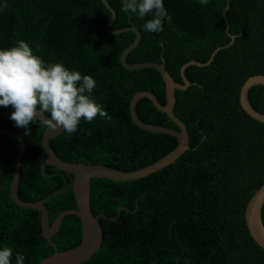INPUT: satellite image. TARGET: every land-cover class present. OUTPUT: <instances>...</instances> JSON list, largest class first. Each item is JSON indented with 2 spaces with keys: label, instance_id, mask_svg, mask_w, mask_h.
Listing matches in <instances>:
<instances>
[{
  "label": "trees",
  "instance_id": "obj_1",
  "mask_svg": "<svg viewBox=\"0 0 264 264\" xmlns=\"http://www.w3.org/2000/svg\"><path fill=\"white\" fill-rule=\"evenodd\" d=\"M107 1L116 13L112 30L132 26L140 30L141 40L127 57L130 63L164 61L183 83L185 63L207 62L221 48L209 64L187 66L191 84L176 90L174 111L187 126L190 147L145 177L91 179L92 212L104 214L99 217L103 241L80 264H264V249L245 218L250 198L264 183V122L249 115L240 102L245 80L264 74V0H208L206 5L200 0H164L170 19L159 33L144 31L152 14L140 18L122 11L123 0ZM111 16L103 0H0V49L24 40L46 63H63L92 75L96 81L92 95L111 119H82L76 133L63 131L50 144L63 159L103 162L129 171L162 158L178 141L134 123L133 95L149 90L165 104L166 86L156 68L124 67L120 55L136 35L132 30L111 32L107 28ZM249 99L264 113V85L251 87ZM136 109L146 122L178 128L148 97H142ZM8 111L9 106H0V128L16 131L26 142L20 197L36 201L65 186L45 201L52 222L61 211L77 205L71 176L66 174L65 180L53 165L46 166L53 175L43 174L47 154L41 139L47 128L33 122L28 133L15 126ZM19 148L18 140L0 133V248L13 249L12 264L16 253L25 257L24 264H38L56 248L42 235L41 212L12 198ZM120 207L124 208L119 211ZM81 238L80 218L68 214L52 240L62 251Z\"/></svg>",
  "mask_w": 264,
  "mask_h": 264
},
{
  "label": "water",
  "instance_id": "obj_2",
  "mask_svg": "<svg viewBox=\"0 0 264 264\" xmlns=\"http://www.w3.org/2000/svg\"><path fill=\"white\" fill-rule=\"evenodd\" d=\"M107 7L111 10L112 16L109 18L107 28L115 33L122 32L125 30H132L135 32V39L131 42L121 53L120 60L124 67L128 69H140L144 67H153L159 70L166 86V98L165 104L161 103L157 98L156 94L149 90H143L136 92L130 101V113L131 117L136 125L139 127L153 131L163 132L170 134L177 138L176 147L167 153L162 158L151 163L148 166L135 169V170H122L104 164L103 162L98 163H85V162H74L63 159L57 154L50 144V139L63 132V129L49 130L47 129L42 135V145L47 154V157L42 165V172L46 176H51L53 173L46 172L47 165H53L62 171V174L66 180V174L71 176L73 182V192L76 198V207L69 208L61 211L52 222H50L49 210L45 205L47 198L52 194L57 193L64 189L63 186L60 189L49 193L47 196L38 199L36 201H27L20 197L18 188L20 181V166L26 150L25 139L16 131L8 128H0V133H6L16 140L20 144L19 152L16 155L14 177L10 185L11 195L13 200L22 207L35 208L41 212V228L42 235L56 248L55 252L48 257L43 258L38 264H80L85 259L93 255L101 246L103 241V231L99 221V217L104 214L94 215L91 208V179L94 177H106L112 180H135L141 177H145L153 172H156L170 163L174 162L181 154H183L190 147V136L187 130L185 122L175 113L174 107L176 103V90L185 89L191 81L185 74L187 66L195 64L199 66H205L213 60L214 54L221 48L218 47L212 54L211 58L207 62H200L196 60H190L185 63L181 68V76L183 83L176 81L173 75L166 68L165 62L157 61H144L139 63H130L127 60L128 54L133 48H135L140 40L141 33L136 26L129 28H123L118 30H112V24L115 20V10L111 7L107 0H103ZM234 39V37L232 36ZM257 84L264 85V74H255L248 77L243 83L240 90V102L244 110L257 120L264 122V113L258 111L251 103L249 99V90L251 87ZM142 97H148L154 105L166 112L177 124L178 128L172 126H166L161 124H155L144 121L138 114L136 106L138 101ZM15 109L9 106V115ZM48 118L50 115L45 114ZM71 173L73 175H71ZM264 205V183L255 191L253 196L250 198L246 210L245 218L248 229L254 238V240L264 249V223L262 220V208ZM124 207H120V210ZM68 214L77 215L82 223V238L79 244L71 248L59 251L56 243L52 240L54 234L58 232L64 217Z\"/></svg>",
  "mask_w": 264,
  "mask_h": 264
},
{
  "label": "clouds",
  "instance_id": "obj_3",
  "mask_svg": "<svg viewBox=\"0 0 264 264\" xmlns=\"http://www.w3.org/2000/svg\"><path fill=\"white\" fill-rule=\"evenodd\" d=\"M200 3L206 5L208 0ZM122 11L138 13L140 18L152 14L143 25L144 31L150 33L162 32L165 20L170 19L164 0H123ZM95 87L92 75H83L63 63H46L24 40L0 49V106H12L15 111L10 119L28 133L33 122L49 130L62 128L74 134L82 119L92 122L99 116L110 120L104 106L92 95ZM12 257L11 247L0 248V264H12ZM24 260L22 254L16 253L15 264H24Z\"/></svg>",
  "mask_w": 264,
  "mask_h": 264
},
{
  "label": "bare ground",
  "instance_id": "obj_4",
  "mask_svg": "<svg viewBox=\"0 0 264 264\" xmlns=\"http://www.w3.org/2000/svg\"><path fill=\"white\" fill-rule=\"evenodd\" d=\"M12 5V4H11ZM25 5V4H24ZM12 11V10H11ZM96 11V10H95ZM13 13V12H12ZM93 14V13H92ZM24 16V15H23ZM23 24V23H22ZM38 24V23H37ZM43 27V26H42ZM94 37V36H93ZM25 38V37H24ZM3 39V38H2ZM29 39V38H28ZM3 41V40H2ZM11 42V41H10ZM103 42V41H102ZM110 42V41H109ZM32 43V42H31ZM6 44V43H5ZM33 45H34V43H32ZM40 44V43H39ZM112 44V43H111ZM10 45V44H9ZM35 47V46H34ZM43 49V48H42ZM40 50H41V48H40ZM41 53V52H40ZM42 55V54H41ZM44 57V56H43ZM48 57V56H47ZM46 57V58H47ZM47 62V61H46ZM51 63V62H50ZM262 105V104H261ZM4 111H5V109H4ZM11 123V122H10ZM11 125V124H10ZM14 125V124H13ZM92 125V124H91ZM99 127V126H98ZM38 128V127H37ZM40 128V127H39ZM100 128V127H99ZM18 129V128H17ZM23 129V128H22ZM65 134V133H64ZM70 135V134H69ZM102 135V134H101ZM65 136H66V134H65ZM103 136V135H102ZM75 137V136H74ZM78 138H80V137H78ZM85 138V137H84ZM87 138V137H86ZM67 139V138H66ZM62 140H63V138H62ZM70 140V139H69ZM68 142V141H67ZM97 144H99V143H97ZM87 145V144H86ZM81 149V148H80ZM92 150V149H91ZM194 150V149H193ZM192 150V151H193ZM44 156V155H43ZM107 157V156H106ZM42 176V175H41ZM124 181V180H123ZM137 189V188H136ZM109 191V190H108ZM117 191V190H116ZM112 193V192H111ZM127 194V193H126ZM111 195V194H110ZM130 195V194H129ZM140 199V198H139ZM120 200V199H119ZM114 201H116V200H114ZM129 202V201H128ZM119 203V202H118ZM117 203V204H118ZM125 204V203H124ZM17 205V204H16ZM25 208V207H24ZM35 209V208H34ZM118 254V253H117ZM121 257V256H120ZM182 259V258H181Z\"/></svg>",
  "mask_w": 264,
  "mask_h": 264
}]
</instances>
